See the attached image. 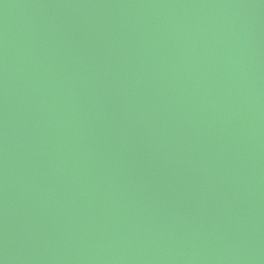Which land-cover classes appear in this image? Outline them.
I'll return each mask as SVG.
<instances>
[{"label": "water", "instance_id": "95a60500", "mask_svg": "<svg viewBox=\"0 0 264 264\" xmlns=\"http://www.w3.org/2000/svg\"><path fill=\"white\" fill-rule=\"evenodd\" d=\"M0 264H264V0H0Z\"/></svg>", "mask_w": 264, "mask_h": 264}]
</instances>
